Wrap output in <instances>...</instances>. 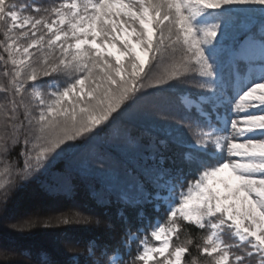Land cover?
<instances>
[{"label":"snow or ice","instance_id":"snow-or-ice-1","mask_svg":"<svg viewBox=\"0 0 264 264\" xmlns=\"http://www.w3.org/2000/svg\"><path fill=\"white\" fill-rule=\"evenodd\" d=\"M121 140L132 159L89 166ZM53 171L118 206L71 264H264V0H0V217Z\"/></svg>","mask_w":264,"mask_h":264},{"label":"trees","instance_id":"trees-1","mask_svg":"<svg viewBox=\"0 0 264 264\" xmlns=\"http://www.w3.org/2000/svg\"><path fill=\"white\" fill-rule=\"evenodd\" d=\"M150 126L148 122L142 123L136 129L137 134L144 135L145 129H151L155 133L158 126L153 125L149 128ZM124 142L122 140L112 141L110 144L103 145L96 155L89 159V166L93 167L92 160L97 158H107L115 165L132 159V145L124 144ZM173 151L179 156L178 149L174 148ZM125 156H129V158H125ZM100 183L101 180L98 176L92 175L84 178L73 172H69L63 177L56 171L40 176L39 179L27 184L14 196L9 205V214H16L17 211H19L18 215H21L19 217L39 214L43 221L50 216H71L72 213L80 211L84 215L95 216L100 223L74 222L71 225H59L53 220L48 227H45L41 222L36 227L20 233L11 227L15 221L1 220L0 241L2 244L5 241L12 242L15 245L13 258L21 260L23 264H34L36 261H40V264H46L47 261L52 264H71V249L76 248L83 251L90 241L106 238L109 223H119L118 206L115 204L106 206L99 200L95 189ZM79 184L80 186H78ZM33 189L36 195L31 193ZM146 211L153 218L159 216L162 221L166 218L163 210L157 213L149 206ZM63 234H68L69 238L61 239ZM0 249L3 248L0 247ZM192 251L195 252V249L193 248ZM21 253L25 254L21 255ZM82 259L83 256H81Z\"/></svg>","mask_w":264,"mask_h":264},{"label":"rangeland","instance_id":"rangeland-1","mask_svg":"<svg viewBox=\"0 0 264 264\" xmlns=\"http://www.w3.org/2000/svg\"><path fill=\"white\" fill-rule=\"evenodd\" d=\"M149 111H150V113L156 118V119H159V117H158V115H157V113H156V110L154 109V108H149ZM144 122H148V124L149 125H151L149 128H151L153 125L154 126H158V125H156V124H154L153 123V121L151 120V119H146V120H144L142 123H144ZM142 125V124H141ZM145 125V124H144ZM147 127V126H146ZM124 144H128V143H126V142H124ZM131 149H132V147H131ZM179 150V149H178ZM130 154V153H129ZM125 158H129V156H125ZM90 167H92V166H90ZM98 175H100V173H97ZM97 177V176H96ZM100 178V177H99ZM100 180H101V178H100ZM78 186H80V184L78 185ZM31 193L32 194H35V191H34V189L31 191ZM36 195V194H35ZM58 203V201H55V203ZM53 204H54V202H53ZM55 205V204H54ZM79 206V205H78ZM18 213H19V211H17V213L16 214H7L5 217H0V221L1 220H5V221H15V219H13V218H19V216H21V215H18ZM21 214V213H20ZM26 214V213H25ZM64 237H68L69 238V235L68 234H63L60 238L62 239V238H64ZM50 244H52L51 242H50ZM0 247L1 248H10V249H13V247H15V245L12 243V242H9V241H5V243L4 244H2V242L0 241Z\"/></svg>","mask_w":264,"mask_h":264}]
</instances>
